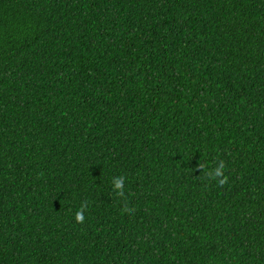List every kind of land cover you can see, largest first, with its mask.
I'll use <instances>...</instances> for the list:
<instances>
[{
  "label": "trees",
  "instance_id": "trees-1",
  "mask_svg": "<svg viewBox=\"0 0 264 264\" xmlns=\"http://www.w3.org/2000/svg\"><path fill=\"white\" fill-rule=\"evenodd\" d=\"M0 264H264V0H0Z\"/></svg>",
  "mask_w": 264,
  "mask_h": 264
},
{
  "label": "clouds",
  "instance_id": "clouds-1",
  "mask_svg": "<svg viewBox=\"0 0 264 264\" xmlns=\"http://www.w3.org/2000/svg\"><path fill=\"white\" fill-rule=\"evenodd\" d=\"M216 175L219 174V170L217 169L216 172H215ZM123 184H124V179L123 177H119L115 180L114 182V188L117 189V190H121L123 188ZM77 220L80 221V222H83L84 220V216L82 213H78L77 214Z\"/></svg>",
  "mask_w": 264,
  "mask_h": 264
}]
</instances>
